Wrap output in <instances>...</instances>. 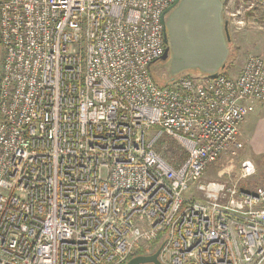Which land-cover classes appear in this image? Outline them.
<instances>
[{
	"label": "built area",
	"instance_id": "obj_1",
	"mask_svg": "<svg viewBox=\"0 0 264 264\" xmlns=\"http://www.w3.org/2000/svg\"><path fill=\"white\" fill-rule=\"evenodd\" d=\"M175 1L0 0V264H127L159 241L161 264H264V189L201 181L243 149L264 58L157 87Z\"/></svg>",
	"mask_w": 264,
	"mask_h": 264
},
{
	"label": "rangeland",
	"instance_id": "obj_2",
	"mask_svg": "<svg viewBox=\"0 0 264 264\" xmlns=\"http://www.w3.org/2000/svg\"><path fill=\"white\" fill-rule=\"evenodd\" d=\"M198 0H179L174 8L178 7L172 27L166 25V47L169 52L166 60L157 61L151 66L150 73L155 85L159 88L181 78L203 79L208 77L198 68L201 58V48L209 53L213 48L212 38L201 39L197 34L203 29L209 35L214 31L213 16H208L201 23L198 15ZM225 23L229 34L228 60L226 66L219 73L226 74L235 68L240 70L243 62L249 55L264 58V0H226ZM211 36V35H210ZM205 40V41H203ZM1 46H0V54ZM238 73V72H237ZM157 134V130L148 132L146 141H151ZM241 142V141H240ZM242 143V142H241ZM243 144V143H242ZM155 148L170 161H180L184 151L172 138L161 136ZM243 149L234 156L223 155L215 163L208 166L201 181H217L234 183L246 192L258 193L264 189V172L256 171L247 178H242L241 164L244 161ZM187 201H202L201 195L196 193L195 184H189L187 191L183 193ZM161 242L151 245L150 250H156ZM151 255V254H148ZM146 255V256H148Z\"/></svg>",
	"mask_w": 264,
	"mask_h": 264
},
{
	"label": "crops",
	"instance_id": "obj_3",
	"mask_svg": "<svg viewBox=\"0 0 264 264\" xmlns=\"http://www.w3.org/2000/svg\"><path fill=\"white\" fill-rule=\"evenodd\" d=\"M198 15L199 22L204 21L208 16H213L215 29L209 35L203 29L197 34L201 39L211 37L213 48L207 53L205 48L200 49L201 61L198 68L203 74L209 76L213 74H220L219 72L225 68L228 60V45L225 38V2L226 0H198ZM177 8H172L164 16L165 34L166 25L172 27ZM167 37V36H166ZM207 37V38H208ZM199 38V37H198ZM205 41V40H203ZM168 48V47H167ZM169 52V49H168ZM238 72V71H237ZM235 68L229 70L225 76L233 77L237 74ZM250 110L240 126L239 139L244 144L245 150L243 152L244 161H249L254 168V172H264V103L254 102L249 105Z\"/></svg>",
	"mask_w": 264,
	"mask_h": 264
},
{
	"label": "water",
	"instance_id": "obj_4",
	"mask_svg": "<svg viewBox=\"0 0 264 264\" xmlns=\"http://www.w3.org/2000/svg\"><path fill=\"white\" fill-rule=\"evenodd\" d=\"M178 2H179V0H176L175 3L165 11V13L163 14L162 21L164 20L165 14L168 13L172 8H174L177 5ZM163 23H164V21H163ZM224 32H225L227 40H229L227 23H225V25H224ZM166 42H167L166 41V34H165V31H164V43H165V45H166ZM167 55H168V48L166 47L160 60L161 61L166 60ZM216 76H217V74H213V75L209 76V78H214ZM162 247H163V245H160L159 248L151 255H148V256H136V257L130 259L127 262V264H161L159 259H158V257H159V254H160V251H161Z\"/></svg>",
	"mask_w": 264,
	"mask_h": 264
},
{
	"label": "trees",
	"instance_id": "obj_5",
	"mask_svg": "<svg viewBox=\"0 0 264 264\" xmlns=\"http://www.w3.org/2000/svg\"><path fill=\"white\" fill-rule=\"evenodd\" d=\"M157 150V149H156ZM158 151V150H157ZM159 152V151H158ZM164 158L166 157V156H164V155H162ZM167 158V157H166ZM184 158H185V154L183 155V157H182V159L180 160V161H182V160H184ZM167 160V159H166ZM157 250V249H156ZM156 250H154V249H152V252H151V254H153ZM146 255H148V254H137V256H146Z\"/></svg>",
	"mask_w": 264,
	"mask_h": 264
}]
</instances>
